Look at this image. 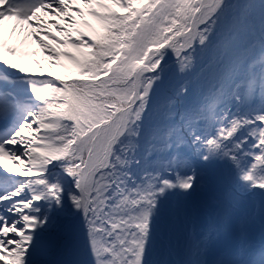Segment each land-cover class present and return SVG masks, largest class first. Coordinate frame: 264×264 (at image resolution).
Instances as JSON below:
<instances>
[{"label": "snow or ice", "instance_id": "snow-or-ice-1", "mask_svg": "<svg viewBox=\"0 0 264 264\" xmlns=\"http://www.w3.org/2000/svg\"><path fill=\"white\" fill-rule=\"evenodd\" d=\"M0 264H264V0H0Z\"/></svg>", "mask_w": 264, "mask_h": 264}, {"label": "rangeland", "instance_id": "rangeland-1", "mask_svg": "<svg viewBox=\"0 0 264 264\" xmlns=\"http://www.w3.org/2000/svg\"><path fill=\"white\" fill-rule=\"evenodd\" d=\"M8 27L10 28L11 24H9ZM53 31L55 30L53 29ZM49 43L51 42L49 41ZM25 51L29 53V56L25 61L26 67L28 68L29 72L40 73L41 71H43V73H48L51 71L53 76L59 74V71L57 69H52L49 67V61L43 55L38 45H36L33 42H30L29 45L25 48ZM33 53L34 55H32ZM41 64L43 65L42 69L40 67ZM70 227H71V224H70ZM261 230H262L261 224L259 220L257 219V221L252 225V235L257 242L260 239ZM159 258L174 260L176 259V256L174 254L165 253Z\"/></svg>", "mask_w": 264, "mask_h": 264}, {"label": "bare ground", "instance_id": "bare-ground-1", "mask_svg": "<svg viewBox=\"0 0 264 264\" xmlns=\"http://www.w3.org/2000/svg\"><path fill=\"white\" fill-rule=\"evenodd\" d=\"M7 165H8L9 167H14V166L12 165V162H11V161H8V162H7Z\"/></svg>", "mask_w": 264, "mask_h": 264}]
</instances>
